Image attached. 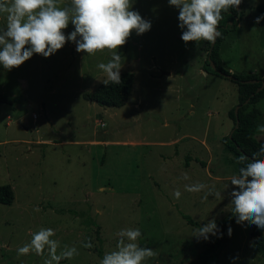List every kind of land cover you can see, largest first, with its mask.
Instances as JSON below:
<instances>
[{
    "label": "rangeland",
    "instance_id": "1",
    "mask_svg": "<svg viewBox=\"0 0 264 264\" xmlns=\"http://www.w3.org/2000/svg\"><path fill=\"white\" fill-rule=\"evenodd\" d=\"M261 4L242 0L239 24L220 45L231 74L264 77V13L255 9ZM133 10L152 27L133 32L119 49L121 74L134 76L120 108L83 98L106 79L97 64L111 59L110 50L88 56L69 41L50 58L35 54L10 72L0 66V97L10 100L0 103V186L13 191L11 205L0 204V264H43L34 253L17 254L42 227L52 228L61 246L78 248L61 264H99L97 252L113 250L125 227L139 228L140 245L156 252L146 264H190L219 234L216 251L198 264H264L249 223L221 229L231 214L228 177L236 174L221 144L233 130L236 83L203 72L205 42L185 44L168 0H133ZM74 30L70 24L65 35ZM255 107L264 125V99ZM255 138L264 142L262 133ZM197 181L215 185L224 199L202 202L203 192L185 191ZM212 219L216 236H193ZM88 242L91 248L82 246Z\"/></svg>",
    "mask_w": 264,
    "mask_h": 264
},
{
    "label": "clouds",
    "instance_id": "2",
    "mask_svg": "<svg viewBox=\"0 0 264 264\" xmlns=\"http://www.w3.org/2000/svg\"><path fill=\"white\" fill-rule=\"evenodd\" d=\"M168 3L178 10L181 39L185 44L199 45L216 42L221 36L218 25L223 13L239 9L242 0H168ZM0 16L6 21L5 27L0 28V66L5 71L19 68L35 54L50 58L71 41L78 53L88 56L110 50L111 59L97 64L106 76L105 86L121 83L119 49L133 32L143 35L152 27L150 21L133 10V0H67V3L62 0H0ZM70 24L75 30L65 35ZM256 131L264 134V125H258ZM235 159L243 166L228 177V189L231 186L233 190L229 193L227 208L231 209L237 224L247 222L264 230V143L251 157L241 154ZM182 179L188 180V174L184 173ZM184 188L189 193L203 192L202 202H207L210 196L224 199L215 185L197 181ZM181 195L179 190L173 193L177 200ZM34 211L38 212L39 208ZM218 231L216 220L212 219L196 228L193 236L207 240ZM55 235L52 228L42 227L32 234L28 243L17 249V254L34 253L43 258V264H61L62 260H71L80 254L75 245L61 246L60 241L53 238ZM115 235L118 238L116 247L105 252L99 264H146L156 255L152 248L140 245L142 232L139 228H121ZM228 235H232L231 227ZM82 246L91 248L93 245L88 242Z\"/></svg>",
    "mask_w": 264,
    "mask_h": 264
},
{
    "label": "trees",
    "instance_id": "3",
    "mask_svg": "<svg viewBox=\"0 0 264 264\" xmlns=\"http://www.w3.org/2000/svg\"><path fill=\"white\" fill-rule=\"evenodd\" d=\"M256 11L260 14L264 13V4L258 5ZM240 15L236 8L223 13V19L219 22L218 28L221 32V36L217 38L214 44L205 42L206 47V59L202 66V70L207 73L221 78H227L230 76L234 78L232 82L237 85V97L238 104L236 107L232 108L228 117L233 122V132L231 137L227 136L223 138L222 143L224 145L225 151L230 153L234 157L236 173L243 165L237 164L236 159L241 154L248 155L251 157L252 153L258 151L260 145L264 142H259L255 138L256 128L258 126V120L261 115L260 111L255 107V105L262 99H264V89L256 93V90L261 85V80L264 77H260L256 74L251 75H235L231 74L229 71L222 67V61L220 58V45L225 40L226 36L234 31L240 21ZM257 80V83H250L249 81ZM134 82V76L130 72L121 74V83L105 86L100 85L93 93L84 94L83 98L92 103L105 108H120L124 105L128 97L132 92ZM0 103H10V100L5 97H0ZM238 108L237 114H235V109ZM236 120H238L237 126ZM13 200V191L9 185L0 186V204L1 205H11ZM191 226H198L190 220L189 217L183 216ZM236 223V218L230 214L225 223L222 225V231L225 227ZM247 223V222H246ZM252 226V231L250 238L254 249L264 257V230L258 229L256 226ZM222 240V236L219 234L210 246L198 255V258L191 262L190 264H198L205 260V257L213 254L219 242ZM142 246V245H141ZM98 256L103 258V251L99 250L97 252Z\"/></svg>",
    "mask_w": 264,
    "mask_h": 264
},
{
    "label": "water",
    "instance_id": "4",
    "mask_svg": "<svg viewBox=\"0 0 264 264\" xmlns=\"http://www.w3.org/2000/svg\"><path fill=\"white\" fill-rule=\"evenodd\" d=\"M228 79L230 80H233L234 81V78L230 77V76H227ZM250 83H257L258 81L257 80H252V81H249ZM264 89V79L261 80V85L258 87V89L256 90V93L260 92L261 90ZM237 110L238 108L235 109V114H237ZM238 124V120H236V124L235 126H237ZM233 132V131H232ZM231 132V134H232ZM231 134L229 135V137H231Z\"/></svg>",
    "mask_w": 264,
    "mask_h": 264
},
{
    "label": "crops",
    "instance_id": "5",
    "mask_svg": "<svg viewBox=\"0 0 264 264\" xmlns=\"http://www.w3.org/2000/svg\"><path fill=\"white\" fill-rule=\"evenodd\" d=\"M227 71H229L230 72V70H227ZM204 72V71H203ZM257 75V74H256ZM176 142V141H175ZM221 144H223V143H221ZM209 162H210V160H209Z\"/></svg>",
    "mask_w": 264,
    "mask_h": 264
}]
</instances>
